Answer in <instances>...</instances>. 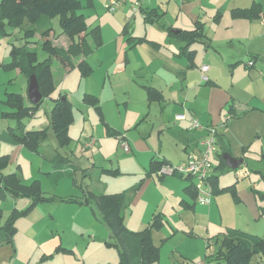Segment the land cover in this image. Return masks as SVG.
<instances>
[{
    "label": "rangeland",
    "instance_id": "obj_1",
    "mask_svg": "<svg viewBox=\"0 0 264 264\" xmlns=\"http://www.w3.org/2000/svg\"><path fill=\"white\" fill-rule=\"evenodd\" d=\"M80 1L82 9L79 13L84 16L87 25L91 28L99 26L102 33V48L99 47L87 58L95 71L88 77H82L76 66L67 67L66 61L53 57V74L58 87L57 95L62 91L75 108V122L71 124L70 129L72 142L62 153L71 156L70 160L80 167L78 179L82 186L74 184L70 178H64L58 185L53 186L45 176V182H41L42 191L47 197L54 196L55 202L35 206L28 215L18 220L17 226L19 231L28 233L32 239L28 252L48 245L54 239L60 240L61 236L63 244L70 245L74 252V259L67 257L64 264H119L118 247L108 244L114 240L109 238L107 226L101 221H96L89 211H85L88 219L83 218L82 224L75 222L77 212L72 209L76 208L73 207L74 203L63 205L60 198L66 202V199L74 198V195H82L81 187H93L97 183L103 185L96 191L104 190L107 194L130 190L146 176L145 156L148 148L155 151L164 150L175 163L179 159L188 158V154H183L184 147L171 134L170 124L163 132H159L158 122L162 112L149 110L148 106L143 104L137 85L130 81L127 73L118 74L111 69L109 74L107 73L111 61L112 66L114 63L116 41L125 36L127 43L129 35L123 34V31L129 23V30L132 32L145 34L149 31L150 36L161 38L162 31L166 32V28L171 25H183L184 16L180 5L173 1L163 0L160 4V13L163 15L159 22L154 23L145 22L141 13L134 15L133 7L127 1L121 2L115 12L106 10L105 4L116 0ZM205 1L206 7L201 10L200 21H207L210 25L217 11L223 13L225 23L229 20L234 22L231 11L237 7L248 8L254 0ZM259 23L257 21V24ZM8 26L5 21V27ZM51 26L53 35L55 34V45L65 47L67 42L61 34L58 17L51 19ZM209 28L208 26L207 32H210ZM211 28L214 30L215 26ZM9 31L10 35L0 33V96L3 97L5 89L8 88L9 91L24 95L28 101V84L24 83L22 86L17 79L13 81L15 83L10 84L4 77L6 72H14L5 71L3 67L11 61L9 43L20 45L24 42V32L21 29L11 27ZM89 42H93L91 37ZM194 47H199L203 50L200 52H204V44L196 43ZM35 48L40 62L48 59L49 53L41 44H36ZM90 92L97 94L105 122L122 131V136L132 144L133 153L125 152L117 138L109 137L104 132L105 125L100 113L84 101L85 95ZM50 102L44 99L35 117L25 119L30 130L51 127ZM147 115L149 116L146 118ZM252 123V117L236 122L238 126H249ZM50 131V137L45 144L49 158L58 148L52 129ZM90 139H94L98 144L97 147L87 150L84 145ZM143 143L148 148H140ZM248 143L244 146L246 149L236 142L231 144L233 156L242 155L235 158H244L246 162L238 169L219 168L220 159L214 157L219 190L234 187L237 197H234L230 189H226L214 195L210 205H201L184 190L190 182L173 175H166L165 180H160V174H155L152 177L157 178V182L143 185L134 205L125 214L124 224L133 232H141L153 223L156 216L159 217V226L152 230L153 243L160 251L159 264H225L223 260L218 262L215 253L220 249V242L229 230H240L249 235L264 237V136L253 132ZM9 161L11 163V160ZM43 161L45 167H50V171H53L52 165H49L51 162ZM178 166L180 165L173 167ZM86 168H89L91 175L83 176L84 170L81 169ZM118 168V176L108 172V169L115 171ZM9 170L10 168L7 172ZM47 191L52 194H47ZM182 200H187L191 207L187 208ZM30 203L27 198L15 199L11 194H7L5 198L0 197V209L3 210L0 226L15 209L23 211ZM47 220L52 222V227L47 226ZM259 260V256H254L250 264H260Z\"/></svg>",
    "mask_w": 264,
    "mask_h": 264
},
{
    "label": "crops",
    "instance_id": "obj_2",
    "mask_svg": "<svg viewBox=\"0 0 264 264\" xmlns=\"http://www.w3.org/2000/svg\"><path fill=\"white\" fill-rule=\"evenodd\" d=\"M166 1L171 2V0ZM127 2H130L132 6L133 0H128ZM161 3H163V0H147L140 10L134 12V15L141 13L144 17V11H150L152 9H156L160 12ZM176 3L180 5L184 16L183 25H171L166 28V32H164V30L162 31L161 38L158 36H150L149 31L145 34H140L136 33L133 29L134 32L131 33L132 36L136 38H145L147 41L133 45L128 42L127 39V44L124 40L126 37L122 36L120 40L116 41L117 45L114 46V63L112 66L111 61L107 73L109 74L110 69L118 74L127 73L130 81L137 85L139 89L138 94L141 95L143 104L147 105L149 110L159 113L162 112L158 122V127L160 128L159 132H163L164 128H167V126H169L168 124H170V126H172L171 134H173L176 140L184 147L183 154H188V157L192 154L197 158L200 157L202 149L201 142L208 135L205 128L190 130L191 120L196 118L205 127H217L219 145L217 147V153L215 156H212L215 168L214 157H219V152L223 153L224 150V153H226L225 150H228L229 154L233 156L231 148L232 143L236 142L244 147L249 144L248 140L253 132H258L261 137L264 136V23L262 22L264 16V2L257 0L252 2V5L253 3H259L262 6L261 18L259 19H234L232 17V11L234 9H247L237 7L231 11V17L234 22L229 20L225 23L223 21V13L217 11L210 25L207 21L206 23L200 21L201 10L206 7L205 0H191L184 4L179 2ZM218 14L220 15V20L215 21V17ZM257 21L260 23L257 24ZM191 22H194V24L192 25ZM197 23L205 25L204 34L206 37L203 40L189 45L180 39V34L184 31L195 30ZM129 25H131V23H129ZM208 26L210 27V32H207ZM211 26H215L214 30ZM32 41L33 43L29 44L32 48H35L36 44H41L39 36H36ZM23 43H25V41L20 45ZM196 43L204 44L203 53L200 52L203 51L202 49L194 47ZM12 44L13 43H9L10 51ZM100 48H102V46ZM189 52L194 53V59L192 61L189 60ZM251 61L254 62L253 66L249 65ZM204 66L209 67L208 71L203 72ZM5 71H14L6 72L4 76L10 84L15 83L13 81L17 79L22 86H24V83H27L29 86V81L19 69H5ZM94 71L93 68V72ZM203 76L208 77V80L204 81ZM5 82L4 84H6ZM149 89H153L152 101L150 100L151 96L149 94ZM57 91L58 87L56 85V90L51 97L45 98L51 101V106H49L50 121L55 101L58 99L65 101L66 98H68L62 91L57 95ZM12 93H14V91H9V89L6 88L3 97L0 96V156H8L11 160L8 167L10 170L7 172V169L6 172L8 174L19 173L26 184H31L34 181L43 183L45 182L46 176L49 183L53 186L58 185L64 178H70L74 181V184L80 185V179H78L80 167L76 162L70 160L71 156L62 153L64 148L60 149L58 146L55 153L52 154L50 158L48 157L45 144L50 137L51 127L46 126L40 128L48 129L49 136L42 143L38 152L31 151L12 138L9 133V127L12 121L2 116L3 112L11 111L4 102L7 100L8 94ZM86 95H92L98 98L97 94L93 92L87 93ZM22 96L25 99V96ZM69 101L71 102L70 99ZM26 103L31 104L29 100L26 101ZM71 104L74 118L73 122H75V108L72 102ZM42 105L43 102L39 105L35 114L30 118L35 117ZM231 109L232 119L229 125L225 126L226 117L229 116L228 114ZM179 114H185L186 119H177ZM104 116L103 114V117ZM148 116L149 115H147L146 118ZM247 117H252L254 123L249 126L247 124H241L239 126L236 124V122H241ZM173 121H176V123L173 124ZM103 123L105 125L103 129L107 136L115 137L107 133L106 125L111 128L112 131L123 134L121 130L113 128L108 122L106 123L105 119ZM25 125L26 130L30 131L28 125L26 123ZM40 129L34 128L33 130ZM115 138L119 140L118 137ZM126 140L128 141L127 138ZM159 142L161 143V141ZM129 145L131 148L130 153H133L134 149L132 144L129 143ZM144 147L147 146L143 143L140 148ZM84 148L89 150L85 145ZM244 148L246 149L247 147ZM241 156L242 155H235L233 157ZM145 157V160H147L145 161L146 174L150 169L152 160L165 161L172 166L182 165L188 161V158L185 160L179 159L177 163H175L170 155H167L162 149L160 151H155L148 148ZM243 157H245V154ZM42 159L51 162L49 165H52L53 171H50V167H45V161ZM88 169L89 168L81 169L84 170L83 176L91 175ZM108 170L110 171L111 169ZM85 171L86 174H84ZM213 173L215 175V172ZM145 177L146 176L143 178ZM159 178L160 180H165L166 175L165 177L160 176ZM156 179L155 177H151L147 179L145 183L150 185L151 183L157 182ZM97 181L98 180H96V182ZM101 185L103 184L97 183L96 186L93 187H81L82 195H74V198L83 200L85 195L89 192L97 195L107 194L104 190L96 191ZM46 193L52 194L48 191ZM139 193L135 196L131 206L134 205ZM48 197L52 198L54 196L50 195ZM60 201L63 202V205H72L74 203L75 206L73 207L76 208L72 209L74 212H77L75 222H80L82 224L83 218L88 219L85 211H89V213H92L95 217L96 221H100L97 217V212H95L92 207L75 202ZM54 202L43 204H51ZM46 222L47 226L52 227L51 221L47 220ZM108 234L109 238H111L109 230ZM28 235V233L25 234L19 231L17 226V233L14 236L13 244L0 246V264H64L67 257L74 259L72 257L74 253L72 251L73 249H70V245L63 244L61 236L59 237L60 240L54 239L51 243L45 245L46 248L43 246L39 247L37 250L34 249L28 252V246L32 241ZM61 248L65 250H61Z\"/></svg>",
    "mask_w": 264,
    "mask_h": 264
},
{
    "label": "trees",
    "instance_id": "obj_3",
    "mask_svg": "<svg viewBox=\"0 0 264 264\" xmlns=\"http://www.w3.org/2000/svg\"><path fill=\"white\" fill-rule=\"evenodd\" d=\"M81 9L82 3L80 0H0V33L10 35L11 31L9 30H11V27L18 28L24 32L23 39L25 41L22 45L12 44L10 51L11 61L3 65L4 69H19L28 81L31 76L35 75L44 99L51 97L56 90L53 57L66 61L65 63H68L66 64L67 67H74L76 64L82 77L90 76L93 73V67L87 58L103 45V40L100 27L91 28L87 25L84 16L79 13ZM144 12L145 22L147 23L159 22L160 17L163 15L156 9L145 10ZM261 13L262 6L259 3H253L247 9H234L232 17L234 19L256 20L261 18ZM56 17L59 19L61 34L66 38L65 47H59L54 44L55 34L53 35L51 19ZM216 20H220L219 14L215 17ZM5 21L9 24L8 28L5 27ZM128 25L123 31L124 34L129 35L128 42L137 45L147 41L145 38L132 36V31L129 30ZM204 31L205 25L197 23L195 30L184 31L180 34V39L191 45L206 37ZM36 36L40 37L42 48L49 53L48 59L43 62L39 61L36 48L29 46V44L33 43L32 40ZM90 37L92 38V43L89 42ZM188 57L192 61L194 53L189 52ZM78 59L82 60L77 62ZM152 92L153 89H149L151 101L153 99ZM84 101L98 110L104 122L99 98L85 95ZM4 103L11 109L10 112H3L2 116L12 121L9 127V133L12 138L31 151L38 152L42 143L48 138L49 130L28 131L26 130L25 119L32 117L41 104L37 106L28 104L22 95L14 93L8 94ZM231 114L232 109L228 114L232 119ZM73 120L72 104L69 99L66 98L65 101L56 100L51 113V129L60 149L69 146L72 142L69 129ZM229 123L224 125L227 126ZM106 129L108 134L118 137L120 142L126 140L125 136L112 131L107 125ZM225 151L229 153L228 150ZM223 154L224 150L223 153L219 154V168L227 167ZM9 160L8 156L0 157V197L5 198L7 194H11L15 199L27 198L31 203L23 211L15 209L0 227V246L13 244L14 236L17 233V222L21 217L28 215L39 204L55 201L54 197H47L44 194L39 181L26 184L19 173L8 174L6 170L10 164ZM167 165L170 164L165 161L152 160L146 177L138 185L123 193L97 195L89 192L83 200L77 198L65 200L88 205L97 212L98 219L107 226L111 239L114 240V242L109 241L108 244L118 247L119 264H159L160 251L152 240V230L159 226V217L156 216L153 223L141 232L129 230L125 226L124 220L126 212L131 207L135 196L142 189L146 180L155 174H159L160 170ZM216 170L217 168H214L213 172H216ZM108 172L114 176L120 174L119 169ZM176 175L178 174H173V176ZM178 176L190 182L185 188V192L193 197L197 203L198 192L192 178ZM161 177H165V175ZM217 179L218 177L212 173L211 184L214 195L230 189L234 197H237L234 187L219 190ZM60 200L63 201V198H60ZM182 203L187 208L191 207L187 200H182ZM1 217H3L2 209H0ZM61 250L65 249L61 248ZM254 256H259V263L264 264V237L249 235L240 230H229L220 242V249L215 253V258L218 262L223 260L225 264H250Z\"/></svg>",
    "mask_w": 264,
    "mask_h": 264
},
{
    "label": "built area",
    "instance_id": "obj_4",
    "mask_svg": "<svg viewBox=\"0 0 264 264\" xmlns=\"http://www.w3.org/2000/svg\"><path fill=\"white\" fill-rule=\"evenodd\" d=\"M124 1H128V0L111 1L109 4H105V9L110 12H115L119 4ZM145 1L147 0H133L132 3L133 11L137 12L138 10H140ZM171 1H176L184 4L191 0H171ZM263 23H264V17H263ZM249 65L253 66L254 62L253 61L249 62ZM208 69H209L208 66H204L203 72L208 71ZM203 80L207 81L208 77L203 76ZM177 119L185 120L186 115L179 114L177 116ZM230 121H231V117L227 116L224 124H227ZM190 123H191L190 130H199L205 128L208 132L207 137L201 142L202 149L200 152V157L197 158L193 154L189 155L187 163L182 164L178 167H173L170 165L164 166L160 170L159 174L162 176V175H173L174 173H177L180 176L191 177L193 182L196 184V188L198 192L197 202L201 205L206 206L212 203V199L214 197L213 187L211 184V177L214 168L212 156L217 153V147L219 144L218 129L217 127L214 126L205 127L196 118H193ZM97 144H98L97 141H95L94 139H90L85 143V146L86 148L90 149L96 147ZM121 145L125 152L130 153L131 148L126 140H122ZM200 264H204V263H200Z\"/></svg>",
    "mask_w": 264,
    "mask_h": 264
},
{
    "label": "water",
    "instance_id": "obj_5",
    "mask_svg": "<svg viewBox=\"0 0 264 264\" xmlns=\"http://www.w3.org/2000/svg\"><path fill=\"white\" fill-rule=\"evenodd\" d=\"M28 98L31 104L35 106L41 104L44 100L43 94L40 91L38 79L35 75L31 76L29 79ZM223 159L226 166L230 169H238L245 164L244 158L237 159L229 153H224Z\"/></svg>",
    "mask_w": 264,
    "mask_h": 264
}]
</instances>
